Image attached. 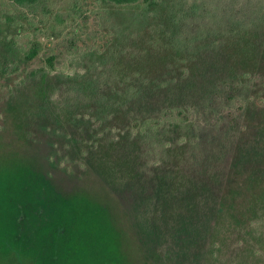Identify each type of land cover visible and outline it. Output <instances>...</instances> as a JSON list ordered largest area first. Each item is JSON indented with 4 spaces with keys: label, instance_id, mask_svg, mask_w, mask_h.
<instances>
[{
    "label": "rangeland",
    "instance_id": "obj_1",
    "mask_svg": "<svg viewBox=\"0 0 264 264\" xmlns=\"http://www.w3.org/2000/svg\"><path fill=\"white\" fill-rule=\"evenodd\" d=\"M252 33L264 47V0L124 7L105 0H44L34 7L0 0V264H264V67L234 89L223 70L224 44ZM171 43L183 52L181 62L160 64ZM154 44L160 47L148 54ZM33 47L38 57L28 61ZM148 55L161 67L119 82L131 91L144 86L145 96L113 114L112 105L123 102L124 91H110L116 93L119 68L132 76L135 62ZM190 67L196 81L199 72L218 76L217 88L201 80L214 90L208 101L199 91L182 99L178 88L168 92ZM140 100L148 125L160 122L167 131L149 135L141 153L144 180L182 170L212 190L209 207L226 200L217 226L200 242L189 231H163L179 216L168 209L164 215L151 186L138 197L142 187L107 183L88 159L97 140L136 133ZM169 106L184 122L173 136L154 113ZM164 137L175 148L187 146L186 154L170 159ZM237 149L253 157L252 168L233 167Z\"/></svg>",
    "mask_w": 264,
    "mask_h": 264
},
{
    "label": "trees",
    "instance_id": "obj_2",
    "mask_svg": "<svg viewBox=\"0 0 264 264\" xmlns=\"http://www.w3.org/2000/svg\"><path fill=\"white\" fill-rule=\"evenodd\" d=\"M6 1L21 7H34L44 0H6ZM105 1L110 3L111 5L124 7V6H135L140 3L151 4L153 3L154 0H105ZM256 37L257 36L253 33L249 37H244L242 35L239 37L237 36L231 41H227L223 46V49L225 50L224 55L227 66L226 69L225 68L223 69L224 73H226V75L224 76L226 77L225 80L229 79L231 81L233 89L237 87L240 83H242V80L244 82L246 81L245 80L246 75L247 76L253 75L254 74L253 72H257V69L264 67V47L262 43L259 44L260 41L257 40ZM161 39L162 41L166 39L164 33L162 34ZM159 47H160L159 45H155V44L149 46L147 48L148 49L147 53L149 52L148 54H150V52H152L154 49H158ZM38 53H39L38 48L33 47L28 51L27 54L25 53V58L28 61H32L38 57ZM182 56H183V52L181 51V49H178L177 47L174 48L171 43L170 51L166 56L167 59L160 60L161 61L160 64L168 65V61L178 64L181 62ZM53 61H54L53 58L49 59V63L51 65ZM121 63L122 61H118L119 65H122ZM194 64H192L191 66H193ZM156 66H158V68L161 67L157 60L152 61L150 59V55H148L147 58L146 56H144V58H140L139 61L137 60L135 62V66H134L135 72H132L133 73L132 76L128 75V72H124L122 70L123 68H119V70L121 71L118 72V77L114 83L117 86L116 93H113L115 91V88H110V91L112 95L116 94V96L120 95L119 94L120 91L121 92L124 91V94L122 95L123 102H120L118 100L115 104L112 105L113 114L115 111L119 113L122 110L121 108L124 107L123 104L130 103L131 107H134L132 106L134 103V98L139 97L142 99L146 93V91H144V86H141L142 89L140 90L134 89L133 91H131L130 88L122 89L119 85L120 84L119 82L122 81L124 82L129 77H133V80H135L140 76L143 77L145 75L151 74L153 73L154 69H157ZM179 68L181 69L183 67H179ZM194 68H196V64L194 65ZM194 68L192 67L189 68V70L191 71L190 74H188L187 71L183 72L182 69L181 72L183 76L179 77V80L177 79L178 80L177 84H175L174 86H169L170 88L168 92H171L173 89L178 88L181 92L180 93L181 97L178 98L182 99L187 97L189 94H192L193 92L199 91L198 92L199 94L200 92L206 94L204 101H208L209 97H211L214 90L203 87L201 84V80L203 82H206L208 80V83H210V86L212 88L213 87L217 88L219 81L216 80L215 78H217L218 76L211 74L210 72H204V73L199 72V79L198 81H196L195 78L197 77V75L194 76L195 75ZM172 79H175V77H172ZM139 80H141V78H139ZM154 81H152V83ZM153 87L150 94L153 93L154 90ZM158 89L164 92V89H162V85H158ZM103 91L104 90L100 91L98 89V93H99L98 96L100 94H103L104 93ZM88 94L90 93H87V96ZM87 98H93V97L90 95ZM130 100L133 102H130ZM142 103L143 100H140L138 107L135 105L136 109L134 108V112H133L134 113L133 119H135V122L139 125L135 129L136 133L128 131L127 134H125L124 136H120L121 139H117V140H111V139L106 140L105 138H102L103 140L100 141L97 140L96 145H94L93 147V151L86 153L88 159L93 158V161L96 164L95 167L96 170L99 171V174H101L105 178L107 183L111 185H124V184L127 185L129 182H131L133 183V189L135 190H137L138 187L139 188L142 187V189L140 190L138 189L139 191L137 192L138 197L139 195L142 194L143 189H145L149 195L150 192L147 190V186H151V190H153L151 199L158 201L155 204L156 206H161L164 215H166L167 217L166 209H168L170 217L179 216L175 218L174 221L171 219L167 220L165 223L166 228L161 227L163 231L166 232L167 234L175 233L178 231L183 232L184 230L187 232L189 231L192 234V236H194L193 240L196 242H200L203 240L204 237L203 234L205 232L215 229V227L217 226L218 217H220V212L224 208L226 204V200L224 201L221 198L216 199L214 201V204L211 207H209L210 204L209 197L211 196L212 190L207 188L204 185V183L200 184V182L197 179H194L192 176H189L186 173H182L183 172L182 170L177 173L176 172L173 173L164 169L160 172V174L157 177L154 178L150 177L148 181L144 180L145 179L144 175L146 173H143L142 168L145 162H143L141 153L144 152V149L148 147L149 135L151 134V131L154 130L155 131L162 130V132L165 135H167L166 134L167 131L161 129L160 122L155 123L154 128L148 125L149 124L148 119L145 118V116H141L143 115V110L145 108L142 105ZM183 105L184 108L187 106L186 104ZM169 109H171V106L159 108V110H156L154 113L155 114L158 113V117L163 116L164 122L172 126L173 130H175V132L172 133L173 136L174 134L179 133L177 131L180 130L182 127H184V122L180 118V116H183L184 114L181 113V109L179 108V113L177 114L180 120H178L175 119V114L171 112V110ZM148 111H145V113L147 114ZM46 113L47 112H45V114ZM131 113L132 112L129 111L127 114H131ZM149 114L150 112H148V115ZM49 119H51V117L48 118V121L51 122ZM82 120H84V118H82ZM92 132L98 134V132L95 131ZM156 138H157L156 136L150 137V141L152 142L153 140H156ZM165 138L167 137H164V139ZM162 141L163 142L161 144L162 145L164 144L163 146H165V150L167 149L168 154H170V159L171 158L177 159L178 155H184L187 152L186 150L187 146L175 148L174 146H172L173 141L171 142L168 141L167 139H165V142L164 140ZM85 144L87 147L88 143ZM237 145L239 147L238 143ZM244 154L245 153L242 151V149H239L237 151L235 160L234 162H232L233 167L237 168L239 165L242 164H246L251 168L254 166V161L252 160L253 157L250 154H248L247 156H245ZM180 164L181 163L177 164L178 168ZM188 183L190 186L189 188H187ZM195 190L199 192L198 195H196ZM222 196L223 195L221 194V197ZM207 201L209 202V204L207 203ZM152 221H153V225L157 226L156 219ZM212 244L215 246L216 242H213ZM197 256H198V252H197Z\"/></svg>",
    "mask_w": 264,
    "mask_h": 264
}]
</instances>
